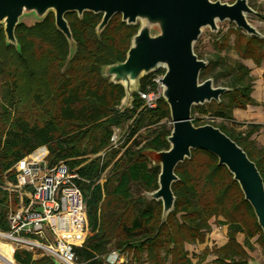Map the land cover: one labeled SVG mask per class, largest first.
I'll use <instances>...</instances> for the list:
<instances>
[{
	"label": "trees",
	"instance_id": "obj_1",
	"mask_svg": "<svg viewBox=\"0 0 264 264\" xmlns=\"http://www.w3.org/2000/svg\"><path fill=\"white\" fill-rule=\"evenodd\" d=\"M258 18L264 20V16ZM65 19L76 43L71 57L52 13L42 22L16 27L18 50L5 44L0 26V184L18 160L39 146L47 147L49 166L64 160L74 169L89 156L94 157L75 170L82 179L78 184L85 198L89 232L83 245L74 248L76 264H102L101 256L112 250L131 252L137 264H199L201 257L192 263L186 246L203 243L211 231L210 220L220 217L224 219L220 223L229 226L228 241L223 247L212 249V253L220 255V264H226L224 259L229 260L227 264H249L245 248L250 247L254 237L264 248V236L239 186L213 155L195 150L190 159L176 167L178 181L172 185L174 209L165 221H161V203L143 196L157 188L159 168L153 167L141 152L168 148L165 138L171 127L166 129L161 124L163 120L170 122L168 107L160 97L155 109L138 111L142 101L135 94L132 108L119 113L117 106L123 89L100 73L101 67L125 59L138 25H126L120 15H115L96 36L101 14L84 13L79 19L70 13ZM214 47L219 53L205 59L208 64L199 78H211L215 86L230 91L220 97L219 103L193 107L192 122L205 124L194 118L195 113L220 119L206 124L218 127L238 144L264 180V146L250 139L259 126L236 131L233 118V110L257 105L251 97L254 78L243 62L250 60L256 67L261 66L264 39L249 37L231 25L215 37ZM223 51H233L236 60L230 63L227 56L220 54ZM154 73L163 75L164 71L157 69L143 77L139 91L146 90ZM130 119L126 141L119 148L108 149L113 130ZM142 128L148 130L144 143L126 147ZM109 166V172L101 178ZM14 175L13 170L9 171L7 178L15 181ZM132 188L138 193L133 195ZM8 204L7 193L0 189L2 232L9 228ZM237 232L245 236L242 245L235 239ZM207 252L204 250L203 254ZM13 259L16 264H55L47 257L34 259L24 249H16Z\"/></svg>",
	"mask_w": 264,
	"mask_h": 264
},
{
	"label": "water",
	"instance_id": "obj_2",
	"mask_svg": "<svg viewBox=\"0 0 264 264\" xmlns=\"http://www.w3.org/2000/svg\"><path fill=\"white\" fill-rule=\"evenodd\" d=\"M52 13L58 32L65 38L70 57L76 43L65 19L75 13L101 14L95 27L99 36L115 15L126 25L137 26L131 37L125 59L101 67V76L123 89L117 111L124 113L133 106L140 80L157 69H163L161 98L167 105L171 130L165 140V150L144 149L141 155L153 167L159 168L157 188L143 194L149 201L161 203V221L174 209L173 183L178 181L176 167L190 159L195 150L206 151L217 159L237 183L244 200L251 207L257 225L264 236V180L245 151L211 124L195 125L192 108L211 102L230 89L215 86L211 78L200 80L207 61L194 52L195 43L204 29L218 32V23L228 22L249 37L264 39L247 19L257 15L248 0H0V26L7 46L19 49L15 29L24 20L42 22ZM249 264H259L249 262Z\"/></svg>",
	"mask_w": 264,
	"mask_h": 264
},
{
	"label": "built area",
	"instance_id": "obj_3",
	"mask_svg": "<svg viewBox=\"0 0 264 264\" xmlns=\"http://www.w3.org/2000/svg\"><path fill=\"white\" fill-rule=\"evenodd\" d=\"M162 74L154 73L151 84L139 91L141 110H152L161 97ZM201 123L220 122L209 115L194 114ZM192 119V118H191ZM125 130L115 128L108 149H116L126 137ZM42 154L40 158L33 156ZM48 149L37 147L18 160L9 171L15 172V181L4 175L0 189L8 195L6 220L8 230L0 231L2 239L16 249L42 251L56 264H76L75 247H81L88 236L85 198L78 180H81L67 161L47 164ZM33 254V253H32ZM34 258V257H33ZM102 264H137L131 252L112 250L101 256Z\"/></svg>",
	"mask_w": 264,
	"mask_h": 264
},
{
	"label": "crops",
	"instance_id": "obj_4",
	"mask_svg": "<svg viewBox=\"0 0 264 264\" xmlns=\"http://www.w3.org/2000/svg\"><path fill=\"white\" fill-rule=\"evenodd\" d=\"M243 63L251 70L250 74L254 78L251 97L257 105L233 110L234 123L237 124L234 129L245 132L250 125L259 126L250 134V139L255 141L257 145L264 146V62L259 67H256L250 60ZM221 221L223 219H211V231L206 235L204 242L186 246L192 263H196L201 257L199 264H220L218 260L220 255L212 253V249L221 248L228 241L229 226L220 223ZM235 239L242 245L245 236L241 232H237ZM204 250L209 252L203 254ZM223 262L227 264L229 260L224 259Z\"/></svg>",
	"mask_w": 264,
	"mask_h": 264
},
{
	"label": "rangeland",
	"instance_id": "obj_5",
	"mask_svg": "<svg viewBox=\"0 0 264 264\" xmlns=\"http://www.w3.org/2000/svg\"><path fill=\"white\" fill-rule=\"evenodd\" d=\"M248 3L257 12V15L247 16L248 21L260 33L264 34V20H260L258 18L259 15L264 16V0H248ZM23 23L30 26L34 23V21L33 20H24ZM231 25L232 24H230L228 22L218 23L217 24L218 32L215 34L211 33L209 31V29H204L202 31V34L199 37V40L197 41V43H195L194 47L196 49V53L199 54L203 58V60L208 59V58H212L215 53H219L214 47L215 37L219 33L221 34V33L225 32ZM220 54L223 56H227L230 63H233L236 60V56H235L233 51H223ZM161 91H162V89H161ZM2 93H3V89L1 87V81H0V101L2 100ZM131 120L132 119H130L128 122H126L123 126L118 127V129L120 131H123V130L126 131V133H127L126 137L128 136V133L130 130ZM161 124L166 129H169L172 126L171 121L168 122L166 120H163L161 122ZM226 127H227V129H230V123L229 122L226 123ZM147 133H148V130L146 128L140 129L139 131H137L135 133V135L132 137V139H130V141L127 143L126 147L131 146L134 143L136 144L137 147H140L144 143L143 140H144V137L147 135ZM126 137L122 140L121 143H119L117 145V148H119L121 146V144H123L126 141V139H127ZM102 154L103 153H100L99 155H102ZM93 158L94 157L89 156V158L87 160H85L82 164H80V166L74 168V170H76L79 167L87 164ZM47 164H48V162H47ZM109 170H110V166L101 174V178H104L107 175V173L109 172ZM4 181H5L4 178H2V182H4ZM131 193L133 195H135L138 193V191L135 188H132ZM220 219H223V218L220 217ZM135 236L139 237L140 234H137ZM4 241H6V240H4ZM6 242H8V241H6ZM109 247H111V245ZM245 249L249 255V260H250L249 262H257L259 264H264V248H262L260 246V244L257 242V237L252 238L250 240V247L245 248ZM14 251H15V248H14ZM32 253H33L34 259L47 257L48 259L53 261V259H51L49 256L44 254L42 251H33ZM14 263H15V261H14ZM0 264H3L2 261H0Z\"/></svg>",
	"mask_w": 264,
	"mask_h": 264
},
{
	"label": "bare ground",
	"instance_id": "obj_6",
	"mask_svg": "<svg viewBox=\"0 0 264 264\" xmlns=\"http://www.w3.org/2000/svg\"><path fill=\"white\" fill-rule=\"evenodd\" d=\"M42 154L35 153L33 156L40 158ZM3 235L0 233V261L3 264H15L13 259L12 246L2 239Z\"/></svg>",
	"mask_w": 264,
	"mask_h": 264
}]
</instances>
